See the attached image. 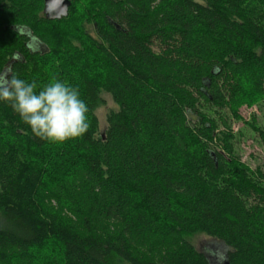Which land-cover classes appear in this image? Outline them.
Returning <instances> with one entry per match:
<instances>
[{
    "label": "trees",
    "instance_id": "1",
    "mask_svg": "<svg viewBox=\"0 0 264 264\" xmlns=\"http://www.w3.org/2000/svg\"><path fill=\"white\" fill-rule=\"evenodd\" d=\"M70 1L48 21L44 0H0V78H55L89 109L52 144L0 103V264H264V167L232 129L264 107V0Z\"/></svg>",
    "mask_w": 264,
    "mask_h": 264
},
{
    "label": "clouds",
    "instance_id": "2",
    "mask_svg": "<svg viewBox=\"0 0 264 264\" xmlns=\"http://www.w3.org/2000/svg\"><path fill=\"white\" fill-rule=\"evenodd\" d=\"M0 103L8 104L33 136L52 144L83 136L88 128L85 101L78 89L53 78L37 90L10 72L0 78Z\"/></svg>",
    "mask_w": 264,
    "mask_h": 264
},
{
    "label": "rangeland",
    "instance_id": "3",
    "mask_svg": "<svg viewBox=\"0 0 264 264\" xmlns=\"http://www.w3.org/2000/svg\"><path fill=\"white\" fill-rule=\"evenodd\" d=\"M82 7L78 10L82 11ZM88 30L93 33L91 26H88ZM103 99L105 105L97 111L102 132L107 125L106 119L108 113L111 110H117L110 96L104 94ZM240 117L239 121H234L232 124L236 154L242 162L253 168L264 167V143L256 131L257 127L264 129V107L261 104H245L240 110ZM193 244L198 251L204 254H207L209 251L214 253L216 251L221 254L219 243L208 237L198 236L193 240Z\"/></svg>",
    "mask_w": 264,
    "mask_h": 264
},
{
    "label": "water",
    "instance_id": "4",
    "mask_svg": "<svg viewBox=\"0 0 264 264\" xmlns=\"http://www.w3.org/2000/svg\"><path fill=\"white\" fill-rule=\"evenodd\" d=\"M71 5L72 3L70 0H44L45 18L48 21H56V20H61L63 18H67L69 16ZM31 45L33 49H39V50L43 49V46L39 44V42H37L36 40H33ZM6 72H8V70L5 71L4 74ZM219 246L221 248V251L224 252L225 251L224 246L223 245H219ZM208 253L207 256L209 260L213 263L215 260V254H219V253H217L216 251L215 253L211 251H209ZM228 263H229L228 260L224 261V264H228Z\"/></svg>",
    "mask_w": 264,
    "mask_h": 264
},
{
    "label": "bare ground",
    "instance_id": "5",
    "mask_svg": "<svg viewBox=\"0 0 264 264\" xmlns=\"http://www.w3.org/2000/svg\"><path fill=\"white\" fill-rule=\"evenodd\" d=\"M118 26V25H117Z\"/></svg>",
    "mask_w": 264,
    "mask_h": 264
}]
</instances>
